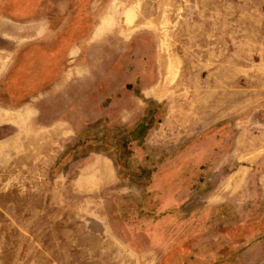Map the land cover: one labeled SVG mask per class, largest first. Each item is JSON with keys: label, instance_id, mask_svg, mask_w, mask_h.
<instances>
[{"label": "rangeland", "instance_id": "374dc122", "mask_svg": "<svg viewBox=\"0 0 264 264\" xmlns=\"http://www.w3.org/2000/svg\"><path fill=\"white\" fill-rule=\"evenodd\" d=\"M263 79L264 0H0V264H264Z\"/></svg>", "mask_w": 264, "mask_h": 264}, {"label": "bare ground", "instance_id": "6f19581e", "mask_svg": "<svg viewBox=\"0 0 264 264\" xmlns=\"http://www.w3.org/2000/svg\"><path fill=\"white\" fill-rule=\"evenodd\" d=\"M264 80V79H263ZM260 87V86H259Z\"/></svg>", "mask_w": 264, "mask_h": 264}]
</instances>
